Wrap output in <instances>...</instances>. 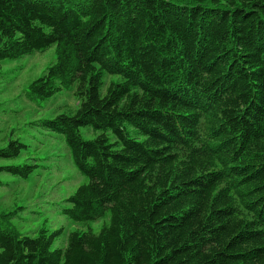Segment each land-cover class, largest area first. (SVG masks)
<instances>
[{
	"label": "trees",
	"instance_id": "1",
	"mask_svg": "<svg viewBox=\"0 0 264 264\" xmlns=\"http://www.w3.org/2000/svg\"><path fill=\"white\" fill-rule=\"evenodd\" d=\"M47 49L31 93L80 102L49 124L84 176L63 215L106 221L2 228L0 264H264V0H0V61Z\"/></svg>",
	"mask_w": 264,
	"mask_h": 264
},
{
	"label": "rangeland",
	"instance_id": "2",
	"mask_svg": "<svg viewBox=\"0 0 264 264\" xmlns=\"http://www.w3.org/2000/svg\"><path fill=\"white\" fill-rule=\"evenodd\" d=\"M54 60V49H47L0 61V148L13 139L28 148L16 159H1L0 167L11 164L18 170L31 168L26 176L13 175L6 169L0 173V229L11 227L33 235L43 229H62L54 246L63 247L69 232L89 227L97 230L106 218L80 223L63 215L84 176L75 167L63 134L49 124L58 115H73L80 102L74 87L57 90L45 99L30 91L31 83ZM103 79L102 93L110 82L124 81L121 75L108 73ZM89 128L81 129L84 136L91 138L94 133ZM127 129L131 131L133 127ZM131 136L138 135L131 131Z\"/></svg>",
	"mask_w": 264,
	"mask_h": 264
},
{
	"label": "clouds",
	"instance_id": "3",
	"mask_svg": "<svg viewBox=\"0 0 264 264\" xmlns=\"http://www.w3.org/2000/svg\"><path fill=\"white\" fill-rule=\"evenodd\" d=\"M213 138H211V140H212Z\"/></svg>",
	"mask_w": 264,
	"mask_h": 264
}]
</instances>
